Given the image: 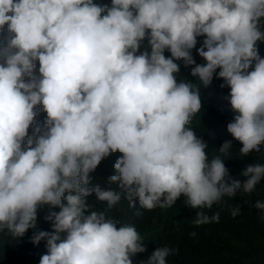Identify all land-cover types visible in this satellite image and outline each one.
<instances>
[{"label": "clouds", "instance_id": "clouds-1", "mask_svg": "<svg viewBox=\"0 0 264 264\" xmlns=\"http://www.w3.org/2000/svg\"><path fill=\"white\" fill-rule=\"evenodd\" d=\"M0 32V232L23 237L49 206L52 231L30 238L46 240L39 264H133L147 251L135 226L92 210L90 196L147 210L183 196L198 227L219 222L205 209L264 180V163L232 177L188 127L203 106L199 85L215 76L230 89L237 114L226 127L240 156L262 151L264 0H0ZM181 66L199 84L178 78ZM232 147L225 140L219 153ZM115 152L108 184L117 187L93 184ZM254 206L264 219V200ZM176 251L157 247L140 264H166Z\"/></svg>", "mask_w": 264, "mask_h": 264}, {"label": "rangeland", "instance_id": "rangeland-1", "mask_svg": "<svg viewBox=\"0 0 264 264\" xmlns=\"http://www.w3.org/2000/svg\"><path fill=\"white\" fill-rule=\"evenodd\" d=\"M258 49L261 57H264V43L258 42ZM191 81L199 84L196 79ZM221 83L223 81L214 76L209 86L199 85L201 97L210 101L211 105L200 111L196 125L209 129L212 136V143L206 149L209 159L221 155L229 171L240 176L246 165L264 163V144L260 146L261 152L253 151L249 156H240L239 148L242 145L228 133L226 127L237 113L232 111L231 105L226 99L230 89L220 88ZM213 110L218 117L214 115ZM225 140H231L233 143V147L227 155L219 153V146ZM257 200H264V180L257 184L250 194L238 193L234 198L225 196L220 206L214 205L211 209H205L204 211L209 216L219 212V222L203 224L198 227L192 223L196 210H190L183 204L161 209L159 219L154 227L140 233L146 243L147 251L133 256V264H140L141 261L146 260L157 247L169 246L176 249L174 255L166 258V264H179L176 260L177 255L192 248H205L208 245L231 247L257 241L258 237L264 233V219H261L259 210L254 206ZM238 206L240 214L233 217L232 209ZM244 208H249L253 212L241 213ZM192 232H196L197 235L191 236ZM198 263L200 262L198 261Z\"/></svg>", "mask_w": 264, "mask_h": 264}, {"label": "trees", "instance_id": "trees-1", "mask_svg": "<svg viewBox=\"0 0 264 264\" xmlns=\"http://www.w3.org/2000/svg\"><path fill=\"white\" fill-rule=\"evenodd\" d=\"M94 2L98 4H107V0H94ZM4 35L5 33L0 32V43H3ZM202 40L203 37L198 38L197 48L200 47L199 42ZM192 54L197 64L204 62L195 49L192 50ZM165 55L168 56L170 53L166 51ZM178 78H185L188 80L196 79L190 75V69L184 68L183 66H181ZM202 105L201 110L205 107H210L211 104L210 101L202 98ZM200 111L191 118V123L188 127L192 128L197 136H201L203 140L207 141L209 146L212 143V136L209 133V129L196 125L197 116ZM213 113L217 116L214 110ZM45 117L46 113L41 110L36 117L37 123H42ZM31 132L32 129L30 128L29 134H31ZM121 155V153L115 152L103 159L95 171L90 173L92 183L99 184L102 188L115 189L117 187L115 184H108V177L115 174L113 165ZM229 174L234 178H241L240 176L232 174L230 171ZM183 200L184 197L181 196L176 204H183ZM88 202L92 206V210H106V215L118 219L121 225L135 226L139 234L154 227L159 219V211L161 210L160 208H155L153 210L141 208L138 204V200L136 202L137 205L133 207L130 206L126 199H122L110 209L105 202L98 201L95 196H90ZM176 204H174V206ZM52 210L59 211V209ZM48 211L49 206L46 205L38 208L36 229H29L23 237L14 238L6 230L0 232V264H39L41 256L47 253L46 240H41L39 244H33L30 238L34 231H52L51 223L44 219ZM252 212L253 210L249 208L241 210V213L244 214ZM176 260L179 264H197L198 261L200 262L198 264H264V233L258 237L257 241L249 242L245 245L237 244L231 247L208 245L205 248H192L182 251L177 255Z\"/></svg>", "mask_w": 264, "mask_h": 264}, {"label": "crops", "instance_id": "crops-1", "mask_svg": "<svg viewBox=\"0 0 264 264\" xmlns=\"http://www.w3.org/2000/svg\"><path fill=\"white\" fill-rule=\"evenodd\" d=\"M111 3V0H107V4H110Z\"/></svg>", "mask_w": 264, "mask_h": 264}]
</instances>
